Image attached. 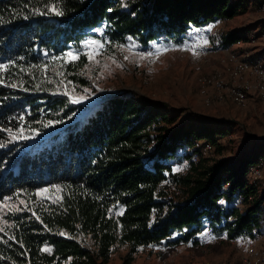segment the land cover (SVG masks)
Here are the masks:
<instances>
[{"label": "trees", "instance_id": "1", "mask_svg": "<svg viewBox=\"0 0 264 264\" xmlns=\"http://www.w3.org/2000/svg\"><path fill=\"white\" fill-rule=\"evenodd\" d=\"M245 7L246 0H0V202L30 198V209L2 226L0 264H107L122 245L130 264L141 248L197 245L211 231L230 239L262 231L264 195L242 189L261 152L194 162L196 140L224 149V127L195 113L176 124L179 116L134 92L110 94L74 119L80 106L48 81L52 68L71 73L87 64L83 52L75 61L64 54L79 52L89 36L109 46L129 38L144 49L160 39L180 45ZM244 33L228 31L224 43ZM21 131L29 138L12 140ZM176 185L186 186L185 200L169 197ZM43 188L58 190L54 201L37 196ZM237 190L255 195L243 210L234 205Z\"/></svg>", "mask_w": 264, "mask_h": 264}, {"label": "rangeland", "instance_id": "2", "mask_svg": "<svg viewBox=\"0 0 264 264\" xmlns=\"http://www.w3.org/2000/svg\"><path fill=\"white\" fill-rule=\"evenodd\" d=\"M257 4L255 0H246V7L235 17L225 19L223 24L217 22L200 30L196 37L203 45L202 51L196 49L193 39L180 45L160 39L144 49L130 38L125 43L109 46L89 36L82 42L83 47L79 52L75 49L68 51L78 56V59L81 52L85 53L87 64L71 73L52 68L48 81L55 93H67L66 96L71 100L73 97H83L76 104L80 108L73 115L74 119L81 118L87 110L97 106L110 94L134 92L165 107L172 116H179L176 124L183 121L186 114L195 113L197 118L209 125L224 127L225 132L229 133L220 138L225 147L223 150L216 147L211 158L207 159L209 163L236 158L244 153L263 155L264 100L254 97L244 105L226 102L206 106L198 94L199 77L222 65L220 55L210 51L215 33L218 30L227 33L243 29L245 37L247 32L259 26L264 17V12L258 10ZM87 49L96 50L97 53H86ZM147 50H154L155 55L147 53ZM67 53L64 54V61L77 60L68 57ZM74 74L86 79L87 84L71 79ZM23 135L27 136L25 133ZM23 140L16 139V142ZM181 167L187 172V165ZM57 191L56 188H43L37 192V196L42 200L54 201ZM168 193L175 201L187 198V188L183 185L173 186ZM27 208L30 209L27 195L17 194L1 201L0 229L8 223L10 214ZM78 238L83 242L88 241L83 236ZM207 240L208 236H205L197 245L141 248L130 264H242V252L237 246L229 241ZM128 255V245L117 246L107 264H126Z\"/></svg>", "mask_w": 264, "mask_h": 264}, {"label": "built area", "instance_id": "3", "mask_svg": "<svg viewBox=\"0 0 264 264\" xmlns=\"http://www.w3.org/2000/svg\"><path fill=\"white\" fill-rule=\"evenodd\" d=\"M258 10L264 12V0L258 1ZM224 20L220 21L223 24ZM226 31L215 33L213 46L210 51L219 54L221 67L203 74L198 79V94L206 106L215 103L226 102L244 105L250 98L257 97L264 100V31L247 32L242 39L225 44L224 35ZM196 49L202 51L203 45L198 37L193 39ZM257 45V46H256ZM86 53L96 54V50L87 49ZM147 53L154 54V50H147ZM221 140V139H220ZM218 140V143L221 141ZM216 145L206 140H196L191 151L192 160L198 162L201 158H211ZM176 172L185 174L181 165H176ZM244 192L249 188H255L260 195H264V154L260 155L256 161L250 165ZM171 186V183H169ZM231 187V182L224 184V189ZM236 208L243 210L255 195H247L237 190L232 194ZM226 204L225 198L219 201ZM259 229L254 228L251 233L230 239L226 234L218 235L215 231L208 233V239L215 237L211 241H229L237 246L242 252V264H264V225ZM226 237V238H224Z\"/></svg>", "mask_w": 264, "mask_h": 264}, {"label": "snow or ice", "instance_id": "4", "mask_svg": "<svg viewBox=\"0 0 264 264\" xmlns=\"http://www.w3.org/2000/svg\"><path fill=\"white\" fill-rule=\"evenodd\" d=\"M50 11L54 12L55 15H57V16L63 15V12L58 10L55 6H51ZM37 12H39V10H37ZM39 14L43 15L44 13L40 12ZM26 18L27 17H25V19ZM197 31H199V30H197ZM205 43H207V41H205ZM101 47H103V46L101 45ZM130 47H131V45H130ZM66 55L72 59H78V56H75L72 52H68ZM149 55H151V54H149ZM89 58L91 59V56H89ZM125 59H127V57H125ZM5 67H6V65L0 64V70L4 69ZM0 82H2V81H0ZM85 92H87V89H85ZM65 94L67 95V93H65ZM82 99H83V97H73L71 102L74 104H79L82 101ZM52 123H53L52 121H49L48 125H51ZM9 132L11 134V130H9ZM11 138H12V140H16V139H28L29 137L24 136L23 132L21 131V133L19 135L12 134ZM0 147H4V145L0 144ZM37 219H39V217H37ZM0 231H3V229H0ZM60 235H64V233L61 232ZM224 238H226V237H224ZM212 239H215V237H211L210 239L207 240V242H211ZM45 250L50 251V249H45Z\"/></svg>", "mask_w": 264, "mask_h": 264}, {"label": "crops", "instance_id": "5", "mask_svg": "<svg viewBox=\"0 0 264 264\" xmlns=\"http://www.w3.org/2000/svg\"><path fill=\"white\" fill-rule=\"evenodd\" d=\"M250 31H253V32H263L264 31V17H263V19H261V23L259 24V26H256L255 28H253Z\"/></svg>", "mask_w": 264, "mask_h": 264}]
</instances>
